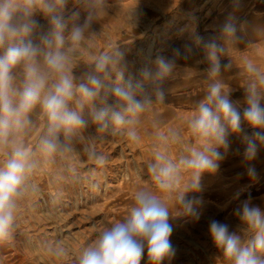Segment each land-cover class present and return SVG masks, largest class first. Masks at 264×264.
<instances>
[{"label":"clouds","instance_id":"obj_1","mask_svg":"<svg viewBox=\"0 0 264 264\" xmlns=\"http://www.w3.org/2000/svg\"><path fill=\"white\" fill-rule=\"evenodd\" d=\"M140 0L127 9L135 28ZM71 5V7H70ZM239 0L234 7L239 8ZM113 9L122 10V0H0V245L14 238L21 202L35 195L31 183L45 165L75 154L74 140L90 126L110 132L129 143L143 141L138 126L153 103L165 101L163 82L173 75L180 49L173 58L158 55L153 67H145L139 79H125L128 69L125 51L117 44L95 51L97 25ZM42 15L46 24L36 18ZM240 19L229 13L219 35L205 40L194 30V44L204 53L209 83L202 99L186 120L194 143H184V129L155 131L152 160L146 165L150 185L138 188L126 216L97 230L95 240L82 247L75 264H165L175 257L171 236L174 222H198L205 206L201 196L202 177L215 175L230 147L229 136H241L245 161L256 159L264 146V57L242 54L237 67L244 77V104L231 99L232 88L223 74L231 71L232 49L239 44ZM228 63L222 64L223 58ZM86 58V67L75 70ZM187 58V55H184ZM35 117V118H34ZM253 129L251 135L243 125ZM35 136L33 143L28 137ZM182 150L174 158L175 146ZM96 169H103L107 157L88 150ZM256 180L254 167L247 168ZM99 188V184L94 186ZM238 201L229 223L211 220L208 233L223 264H264V207L249 194ZM57 260L70 250L61 241L47 249Z\"/></svg>","mask_w":264,"mask_h":264},{"label":"rangeland","instance_id":"obj_2","mask_svg":"<svg viewBox=\"0 0 264 264\" xmlns=\"http://www.w3.org/2000/svg\"><path fill=\"white\" fill-rule=\"evenodd\" d=\"M36 18L46 24L42 15ZM95 28L99 33L95 51L119 44L114 33L105 31L100 25ZM157 30L127 32L125 79L135 80L141 63L149 62L151 38ZM85 67L86 58L79 62L75 73L79 75ZM190 114L153 102L141 116L138 130L143 141L139 144L129 143L110 132H98L94 126L86 129L74 140L73 156L45 165L30 179L38 185V191L21 202L13 241L0 245V264H75L79 250L95 240L97 230L123 219L133 204L134 192L150 185L146 165L152 160L155 131L181 128L184 129V143H194L186 128ZM243 127L248 135L252 134L253 129L246 124ZM26 139L33 143L35 136ZM229 142V150L220 161L218 172L202 177L201 193L189 194L201 196L205 201L201 219L187 225L174 222L171 243L176 255L170 264H223L222 260H217L219 253L209 236V222L214 219L229 223L235 229L238 220L232 211L238 201L233 197L238 191L240 199L251 194L254 202L264 207V146L259 148L256 159L249 162L243 157L245 144L241 136L231 135ZM90 148L107 157L108 163L103 169H96L88 158ZM181 150L182 146H175L173 157ZM250 166L256 170V180L247 175ZM96 184H99L98 189L94 187ZM57 241L70 250L64 260H57L47 250ZM141 264H149L146 254Z\"/></svg>","mask_w":264,"mask_h":264},{"label":"crops","instance_id":"obj_3","mask_svg":"<svg viewBox=\"0 0 264 264\" xmlns=\"http://www.w3.org/2000/svg\"><path fill=\"white\" fill-rule=\"evenodd\" d=\"M136 3L137 0H122V10L113 9L112 14L104 17L97 25L109 33H114L112 35L125 53L127 32L147 29L154 31L158 28L151 38L149 62L141 63L142 67L136 73L135 79L140 78L143 68L154 66L152 62L158 55L172 59L173 49H180L182 56L176 58L173 75L162 84L165 101L157 102L153 96V102L175 107L185 113L192 112L196 102L203 98L209 83L206 77L208 64L204 60L203 51L193 44L192 52L186 53L185 44H192L190 37L193 30L207 40L219 35L220 26L229 13L239 17L240 42L231 52L234 66L231 71L223 74V79L232 88L231 99L239 102L242 113L246 107L244 90L241 87L244 77L237 63L239 57L245 53L264 57V0H239L238 9L234 7V0H140L139 20L133 28L127 21L126 11ZM184 55H187L186 59ZM221 63H228V58H223Z\"/></svg>","mask_w":264,"mask_h":264}]
</instances>
